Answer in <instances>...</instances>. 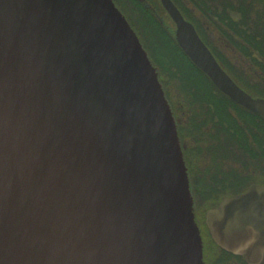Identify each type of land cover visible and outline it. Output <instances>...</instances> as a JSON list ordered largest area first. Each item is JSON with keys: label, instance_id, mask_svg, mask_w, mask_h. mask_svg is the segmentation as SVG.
Instances as JSON below:
<instances>
[{"label": "water", "instance_id": "95a60500", "mask_svg": "<svg viewBox=\"0 0 264 264\" xmlns=\"http://www.w3.org/2000/svg\"><path fill=\"white\" fill-rule=\"evenodd\" d=\"M113 2L0 0V264H204L173 112ZM162 4L190 61L264 118V100ZM254 188L209 210L205 226L217 246L262 264L235 224Z\"/></svg>", "mask_w": 264, "mask_h": 264}, {"label": "flooded vegetation", "instance_id": "af4514ba", "mask_svg": "<svg viewBox=\"0 0 264 264\" xmlns=\"http://www.w3.org/2000/svg\"><path fill=\"white\" fill-rule=\"evenodd\" d=\"M113 1L127 19L125 12L137 15L142 8L166 25L163 31L176 30L162 0ZM171 1L184 20L193 24L231 80L252 98L264 100V0ZM192 96L182 102L184 105L172 102L184 108L182 120L171 108L183 146L195 216L199 198L203 201L209 195L202 204L206 222L207 212L225 198H239L256 187L248 212L242 213L241 219L238 216L235 224L242 223L243 229L237 231L251 244L249 257L264 259V118L221 92L201 93V106ZM209 241L203 245L204 264H249L246 255L224 250L211 236Z\"/></svg>", "mask_w": 264, "mask_h": 264}, {"label": "trees", "instance_id": "16d2710c", "mask_svg": "<svg viewBox=\"0 0 264 264\" xmlns=\"http://www.w3.org/2000/svg\"><path fill=\"white\" fill-rule=\"evenodd\" d=\"M143 11L144 9L140 8L137 15L125 13L128 15L130 23H132L135 33H137L150 60L157 68L159 80L171 107L182 120L184 108L179 104L172 105V102L179 101L181 105H184L182 102L193 94V101L201 106V93L219 91L209 81L210 79L205 73L199 71L184 54L177 41H175L174 31H163L166 25ZM174 93L178 96L173 98L171 94ZM182 94L185 96H182Z\"/></svg>", "mask_w": 264, "mask_h": 264}, {"label": "rangeland", "instance_id": "374dc122", "mask_svg": "<svg viewBox=\"0 0 264 264\" xmlns=\"http://www.w3.org/2000/svg\"><path fill=\"white\" fill-rule=\"evenodd\" d=\"M248 79V78H246ZM249 80V79H248ZM178 96V95H177ZM182 96H185L182 94ZM174 98V97H173ZM175 102V101H174ZM174 105H177V104H174ZM197 195H199V193H197ZM209 195H207L206 197H204L203 201L199 198L198 200L200 201V204L198 206H196V216H197V220L199 222V227H200V230H201V234H202V237H203V244L205 245L207 242H210V234H209V231L207 229V226L206 223H205V213H206V210L204 209V207L202 206V204L204 202H206V200L208 199Z\"/></svg>", "mask_w": 264, "mask_h": 264}]
</instances>
